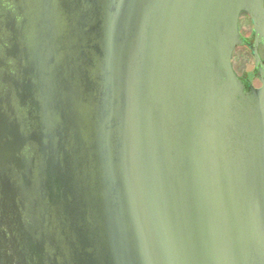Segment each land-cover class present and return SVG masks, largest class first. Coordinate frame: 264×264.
<instances>
[{
  "label": "water",
  "instance_id": "obj_1",
  "mask_svg": "<svg viewBox=\"0 0 264 264\" xmlns=\"http://www.w3.org/2000/svg\"><path fill=\"white\" fill-rule=\"evenodd\" d=\"M241 12L258 65L264 0H0V264H264Z\"/></svg>",
  "mask_w": 264,
  "mask_h": 264
},
{
  "label": "flooded vegetation",
  "instance_id": "obj_2",
  "mask_svg": "<svg viewBox=\"0 0 264 264\" xmlns=\"http://www.w3.org/2000/svg\"><path fill=\"white\" fill-rule=\"evenodd\" d=\"M246 17L250 21L249 30L243 31L241 27L242 17ZM252 21L246 13H242L239 16L238 28L241 36V45L236 47L234 52H232L231 64L232 69L235 72L236 76L240 79L244 86V91L250 93L252 90H258L263 86L264 83V46L259 43L257 45L258 55L260 57V63L256 65L254 56H253V46H254V34L252 28ZM236 51L240 52L241 57V70H237L234 65V59ZM246 59H251L252 65L249 68L246 64Z\"/></svg>",
  "mask_w": 264,
  "mask_h": 264
}]
</instances>
